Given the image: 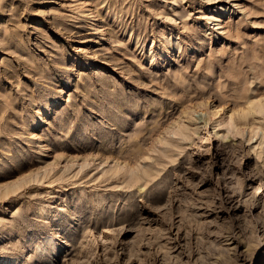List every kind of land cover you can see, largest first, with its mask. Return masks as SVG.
I'll return each instance as SVG.
<instances>
[{"label":"rangeland","instance_id":"1","mask_svg":"<svg viewBox=\"0 0 264 264\" xmlns=\"http://www.w3.org/2000/svg\"><path fill=\"white\" fill-rule=\"evenodd\" d=\"M0 264H264V0H0Z\"/></svg>","mask_w":264,"mask_h":264},{"label":"bare ground","instance_id":"2","mask_svg":"<svg viewBox=\"0 0 264 264\" xmlns=\"http://www.w3.org/2000/svg\"><path fill=\"white\" fill-rule=\"evenodd\" d=\"M210 3L216 4V3H217V1L210 2ZM221 110H222V107H220V109H219V110H216L215 114H218V113H219ZM202 117H203V116H202ZM227 123H228V121H227ZM48 241H49V239H48ZM50 241H51V239H50Z\"/></svg>","mask_w":264,"mask_h":264}]
</instances>
